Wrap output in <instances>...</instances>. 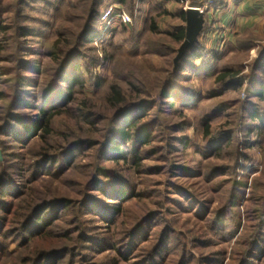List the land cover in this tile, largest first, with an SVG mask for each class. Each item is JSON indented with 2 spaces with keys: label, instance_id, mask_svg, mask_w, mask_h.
<instances>
[{
  "label": "trees",
  "instance_id": "1",
  "mask_svg": "<svg viewBox=\"0 0 264 264\" xmlns=\"http://www.w3.org/2000/svg\"><path fill=\"white\" fill-rule=\"evenodd\" d=\"M144 3L0 0V264H223L211 248L218 240L233 239L246 186L237 180V168L243 160L247 169L249 159L242 149L255 150L264 143V37L242 36L238 52L225 57L208 50L200 36L151 96L143 83L134 84L126 74L119 77L114 62L122 49L160 35L158 20L169 16L166 11L153 7L138 38L135 25H118L130 33L119 48L106 40L95 45L100 17L110 4L122 6L136 21ZM172 20L167 37L181 45L187 12L179 10ZM35 39L42 41L46 60L43 72L39 70L43 80L38 94L29 90L27 76L38 74L28 60ZM146 43L142 49L147 54L170 51L164 44L151 42L146 48ZM252 50L257 55L248 62ZM194 78L216 88L212 98L242 89L247 95L232 130L221 126L214 132V116L201 117L202 140L196 143L189 132H196L193 118L185 114L197 107L186 86ZM176 103L184 121L169 126L163 120L168 113L177 114L169 112ZM159 126L177 135L167 138L171 152L179 156L188 149L199 165L168 160L165 188L150 190L135 179L145 173L143 165L151 155L147 147L156 141ZM183 175L207 185H220L228 177L223 180L224 205L209 214L204 207L208 231L199 235L167 219L182 204L175 193L190 195L178 182ZM255 187L249 200L256 202L250 220L255 226L247 233L246 224L235 240L230 264L264 263V186L258 187V202ZM200 209L197 216L202 218Z\"/></svg>",
  "mask_w": 264,
  "mask_h": 264
},
{
  "label": "rangeland",
  "instance_id": "2",
  "mask_svg": "<svg viewBox=\"0 0 264 264\" xmlns=\"http://www.w3.org/2000/svg\"><path fill=\"white\" fill-rule=\"evenodd\" d=\"M65 1L74 2L75 0ZM179 6L180 7L179 9H177V13L179 12V10H183L186 13V11L184 10V5L179 4ZM38 17L42 16L39 15ZM147 17L148 16H145L144 13L142 15H138V19L136 21L132 17L133 25H135L136 30L135 36L137 38L143 34ZM166 17L168 18V16ZM158 21V25H160L159 31L161 32L160 35H148L147 38L145 37V39L143 38V40L141 41L138 40L139 43H136L138 44L137 47H126L127 49H122L121 53L123 55L118 52L121 57L117 54L116 58L118 59H116V61L114 62V68L116 65L115 71L119 77L126 74L127 80L132 81L134 84H137L138 82L143 83L144 85H146V89L148 90L145 91L151 96L160 91V88L158 87L159 82L166 78V72L176 69L179 51L183 45L174 44L167 37V33L173 32L171 26L175 24V22L174 20H172V17L168 18V20L165 19L164 21H161L160 18ZM118 25H120L119 22L113 25L112 29L109 31L106 37L102 36L101 26L99 25V35L95 40V45L97 46L99 45L100 41L106 40L108 44H113L115 46L114 48H119L122 41L124 39H128L130 33L125 32L123 28H120V26ZM184 27L187 30V23L184 24ZM145 42H147L146 48H149V44L151 42H156L159 44H164L166 47L170 48V51L165 53L162 50L160 51V55L158 54L154 56L147 54L145 53L144 49H142V44H144ZM139 45H141V47ZM29 48L30 55L28 56V60H31V62H33L34 66L38 70V74L30 73L27 75L28 78H30V82L28 85L30 87V91L38 94V85L41 84L43 80V75L41 74V72H43V68L46 62V60L44 59L43 43L41 40H31ZM99 52V55L102 56V51L100 50ZM256 55V50H254L253 53H250L248 62H252L256 58ZM112 65L111 67H107V69L105 70L107 75H110ZM39 70H41L40 73ZM186 86H188L190 92H193L195 104L197 105V107L194 108L195 110L192 112L185 110V114L193 118V129H196V132L194 130L189 131L194 138L193 142L196 143L202 140L200 139L201 134L199 132L201 130V123L199 121L201 117L204 118L206 116H214V118L211 120V130H214V132L217 129H220L221 126H224V130L226 131L232 130V128H234L232 125L238 123L236 115L239 114L238 112L240 110V101H242L243 99L245 100L247 96L246 92H244V89H242L240 92H230L222 97L212 98L213 92L216 91V88L212 87L211 85L205 86L202 82L197 81L194 78L193 82L186 83ZM89 90L91 91V88H89ZM232 101H236V103L233 104ZM224 104L227 105L225 106ZM222 108L224 109L222 110ZM169 110V112H176L177 114L168 115V113V116H165V121L163 120L165 124L172 126L184 121L183 115L180 116L181 104L176 103L175 106H172ZM154 112L155 111H152L151 114H154ZM153 116L154 115L150 116L146 121L152 120ZM159 128L161 129H158L157 131L158 135L156 141H154L147 147V150L150 151L151 155L148 157V160L144 162L143 168L145 173L138 174L135 179L137 180L138 184H145V187H147V189L151 187L150 190H162V188H165L164 181L166 179V173L169 166V163L167 162L168 160L172 161L175 164H184L192 168H196L199 165V161H197V159H194V156L192 155L193 152L188 149H185L183 152L179 153L181 154L179 156L171 152V150L167 147V138L169 136L177 135L176 133L172 132H170L169 135V131H166L165 128L163 129V127L160 126ZM203 142L206 145L207 141ZM242 152L247 153L245 155L249 156V159L246 161L248 162L247 169H243V165H245V161L243 160L240 163L241 165H239V167L237 168V180L244 181L246 183V186L244 189V195L240 198V215L234 224L236 227L232 232L233 239L229 240L223 237L225 240H218V246L211 248L213 252L220 253L219 257L222 258L223 264H230L232 251L233 249H235V240L243 233V230L245 231L246 224L248 225L247 233H250L252 231V226H255V224L251 223L250 220H252L254 217V206L252 204L256 202H249V200L252 199L251 194L253 190V184L256 185L253 198H255L257 202L259 198H261V196L259 197L261 191L258 189V187L259 185L264 186V143L261 148L248 150L247 152L242 149ZM86 162H90V159H87ZM208 164H210V162ZM223 164L226 163H218V165ZM149 170H153V173L148 174L147 171ZM196 174L197 173H194L193 176L195 177ZM226 179H228L227 176L223 177V179H221L222 183L220 185H216V183L207 185L204 181H202L203 179H192L188 178V176L185 175L181 176L179 179L180 181L178 182H180V185L184 187L186 192L190 193V195H193L196 200L194 199L193 201H190V195L186 198H183L181 194L176 192L174 196L176 198H179L182 204L181 206H176L171 215H167V219H173L175 221L174 224L176 225V227H178V229L189 231L190 234L199 235L200 233H203V231L207 232V224L204 220V209L206 208V214H209V212H215L216 210L223 207L227 192L226 185L224 184L223 180ZM145 187L141 188L145 189ZM153 201L163 202L162 198H154ZM149 202H151V200H146L144 203ZM163 204L167 206L166 203ZM201 207L203 208L202 218L197 216V213L202 211L200 209ZM248 211L250 212L249 222L246 223L245 218L248 216ZM198 219H200L201 222ZM97 226L101 227L100 224H98ZM13 250H15V247L13 248ZM237 250L240 251V248H237Z\"/></svg>",
  "mask_w": 264,
  "mask_h": 264
},
{
  "label": "crops",
  "instance_id": "3",
  "mask_svg": "<svg viewBox=\"0 0 264 264\" xmlns=\"http://www.w3.org/2000/svg\"><path fill=\"white\" fill-rule=\"evenodd\" d=\"M216 1L217 6L205 15V26L201 35L208 50L218 53L219 56L230 57L232 51L238 52L237 40L242 36L253 33L257 37H264V0ZM156 6L166 11L168 18L174 17L180 7L174 0H145L141 12L149 16ZM168 18L162 17L161 21ZM253 52L254 50L251 51Z\"/></svg>",
  "mask_w": 264,
  "mask_h": 264
},
{
  "label": "built area",
  "instance_id": "4",
  "mask_svg": "<svg viewBox=\"0 0 264 264\" xmlns=\"http://www.w3.org/2000/svg\"><path fill=\"white\" fill-rule=\"evenodd\" d=\"M180 5H184L186 12L193 10L197 11L204 16L207 15L217 6L216 0H174ZM117 22L123 25H133L132 17L122 8L114 4H110L100 17V26L102 36L106 37L113 25Z\"/></svg>",
  "mask_w": 264,
  "mask_h": 264
},
{
  "label": "water",
  "instance_id": "5",
  "mask_svg": "<svg viewBox=\"0 0 264 264\" xmlns=\"http://www.w3.org/2000/svg\"><path fill=\"white\" fill-rule=\"evenodd\" d=\"M205 16L197 11L190 10L187 12V35L183 43L177 61L182 59L187 51L198 43L199 37L204 31ZM1 158V154H0Z\"/></svg>",
  "mask_w": 264,
  "mask_h": 264
}]
</instances>
